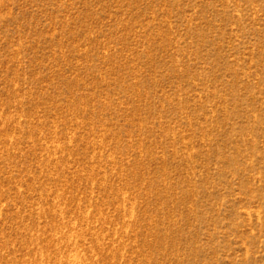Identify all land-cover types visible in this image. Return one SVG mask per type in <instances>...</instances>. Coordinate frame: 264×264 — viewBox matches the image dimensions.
Wrapping results in <instances>:
<instances>
[{
    "label": "rangeland",
    "instance_id": "1",
    "mask_svg": "<svg viewBox=\"0 0 264 264\" xmlns=\"http://www.w3.org/2000/svg\"><path fill=\"white\" fill-rule=\"evenodd\" d=\"M0 264H264V0H0Z\"/></svg>",
    "mask_w": 264,
    "mask_h": 264
}]
</instances>
